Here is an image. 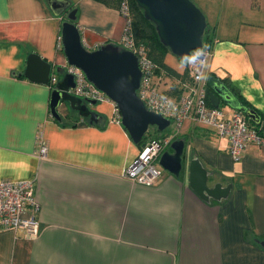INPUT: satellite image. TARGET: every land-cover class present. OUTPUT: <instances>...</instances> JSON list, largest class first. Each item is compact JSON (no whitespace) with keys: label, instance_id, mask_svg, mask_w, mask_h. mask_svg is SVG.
<instances>
[{"label":"crops","instance_id":"crops-1","mask_svg":"<svg viewBox=\"0 0 264 264\" xmlns=\"http://www.w3.org/2000/svg\"><path fill=\"white\" fill-rule=\"evenodd\" d=\"M209 4L204 12L211 46L204 75L208 92L215 82L225 84L262 121L264 0H217V9ZM71 7L86 48L121 46L125 18L119 5L74 0ZM63 18L48 0H0V180L34 179L39 206L36 236L0 228V264H264V144L250 143L234 161L225 137L185 119L161 150L162 174L155 183L122 176L144 143L169 136L173 123L169 120V130L153 127L135 143L113 120L110 101L91 107L101 116L98 122L62 107L63 119L56 121L49 112L48 82L23 72L28 54L36 52L60 77L56 67L67 64L57 46ZM176 57L175 65L165 62L172 73L155 70L160 89L172 98L190 78ZM218 106L225 114L234 109L222 101ZM40 138L48 145L45 158L37 155ZM176 139L186 149L179 176L158 164L163 152H173ZM193 159L206 170L208 187L229 184L224 197L203 199L190 187Z\"/></svg>","mask_w":264,"mask_h":264},{"label":"water","instance_id":"water-1","mask_svg":"<svg viewBox=\"0 0 264 264\" xmlns=\"http://www.w3.org/2000/svg\"><path fill=\"white\" fill-rule=\"evenodd\" d=\"M135 2L142 9L144 16L154 23L160 41L181 60H185L192 49L203 47L205 17L192 0H135ZM48 4L56 15L64 17L61 22L60 39L67 64L81 68L86 77L117 105L121 124L131 139L139 143L150 126L156 127L159 131L168 127L169 120L148 110L137 96L136 89L141 72L136 54L112 42L94 49L86 48L76 23V8L71 7V0H48ZM51 71V62L36 52L28 54L23 72L26 77L47 83ZM56 71L60 77L51 89L50 115L61 122L63 116L59 108L62 107L68 112H76L80 117L87 118L91 123L98 122L101 116L91 109L96 101H82L69 93V87L74 85V74L65 70L63 65L57 66ZM211 88L208 95L212 106L219 107L218 104L222 101L231 108L239 109L245 117L254 121L255 125L259 124L264 136V120H260L254 108L241 105L238 97L223 83L215 82ZM170 147L173 152H163L158 164L171 174L179 176L184 170L185 143L181 139H176L171 142ZM205 177L206 170L199 161L191 160L190 187L201 198L218 199L227 194L229 184L220 187V183H215L212 187H208ZM261 245H264V240Z\"/></svg>","mask_w":264,"mask_h":264},{"label":"built area","instance_id":"built-area-1","mask_svg":"<svg viewBox=\"0 0 264 264\" xmlns=\"http://www.w3.org/2000/svg\"><path fill=\"white\" fill-rule=\"evenodd\" d=\"M119 10L125 18L120 44L123 48L136 54L140 69L137 96L145 107L162 115L173 123L172 133L163 139L148 140L139 154L123 171L122 176L144 185L155 183L162 174L157 166V159L162 148L176 136L183 120L187 119L198 125L211 127L227 141L226 151L232 160L239 159L241 151L250 143L264 144V136L259 129H255L239 109H233L225 114L223 108L208 105L205 91L204 75L210 54V42L202 48L192 49L185 59V66L190 78L181 81L179 97L172 98L165 94L155 80L156 62L148 55L147 47L138 42L131 29L130 0H120ZM57 46H61L60 36ZM64 69L74 74V85L69 87V93L82 101L104 102L110 101L113 105V120L121 123V116L117 105L96 87L85 75L84 71L71 64L63 65ZM55 73H50L48 84L51 88L57 81ZM48 145L43 138L37 140V155L45 158ZM38 202L35 197V180H0V228L23 230L29 236H36L39 232V222L35 217L38 211Z\"/></svg>","mask_w":264,"mask_h":264},{"label":"trees","instance_id":"trees-1","mask_svg":"<svg viewBox=\"0 0 264 264\" xmlns=\"http://www.w3.org/2000/svg\"><path fill=\"white\" fill-rule=\"evenodd\" d=\"M103 1H105L106 3L118 6L120 0H103ZM130 8H131V15H132L131 29L133 31V34H134L136 40L139 43L143 42L146 45L148 55L156 62V64H158L157 65L158 70L164 68V69L170 70V72L172 73L174 70H172L163 60L165 52H166V50L169 49V47L164 45L160 41L154 23L144 16L142 9L139 8V6L136 4L135 0H130ZM206 31H207V28L205 27L204 31L202 33L203 34L202 40H203L204 44L209 42L208 41L209 35L206 33ZM183 61L185 63V60H183ZM185 70H186L185 72L189 73L186 67H185ZM209 87L210 86L207 84V87L205 90L206 94L208 92ZM237 97H239V96H237ZM239 98H237V99L241 103ZM245 104L246 103H244V102L241 103V105H245ZM248 119H249V117H248ZM249 121H250V123H252V121L250 119H249ZM258 125H254V127H255V129H259V131H261V129L259 128ZM146 133L149 136L151 135L149 132H146ZM147 134H145L143 136V138H142L143 141H144V138H146ZM160 137L161 136H159L157 138H151V139H158ZM163 137L164 136H162L161 139H163Z\"/></svg>","mask_w":264,"mask_h":264},{"label":"rangeland","instance_id":"rangeland-1","mask_svg":"<svg viewBox=\"0 0 264 264\" xmlns=\"http://www.w3.org/2000/svg\"><path fill=\"white\" fill-rule=\"evenodd\" d=\"M196 5L197 7L202 10V12L204 13L205 12V9L207 8L208 5H210L209 3H214V7L216 8L217 7V4L215 5V3L217 2V0H192ZM219 1V0H218ZM74 0H72V4H73ZM209 2V3H208ZM217 9V8H216ZM168 54V55H167ZM167 55V57H166ZM166 55H165V62L168 63L169 65L173 64L175 65L178 61L176 55L169 51V50H166ZM169 56V57H168ZM171 63V64H170ZM224 108V107H223ZM59 110L61 111V107L59 108ZM71 114H76V112H70ZM77 115V114H76ZM78 116V115H77ZM170 128H172L171 126H169L167 129L169 130ZM153 127L150 126L148 128V131L147 132H150L152 131Z\"/></svg>","mask_w":264,"mask_h":264},{"label":"flooded vegetation","instance_id":"flooded-vegetation-1","mask_svg":"<svg viewBox=\"0 0 264 264\" xmlns=\"http://www.w3.org/2000/svg\"><path fill=\"white\" fill-rule=\"evenodd\" d=\"M72 112V111H71Z\"/></svg>","mask_w":264,"mask_h":264}]
</instances>
